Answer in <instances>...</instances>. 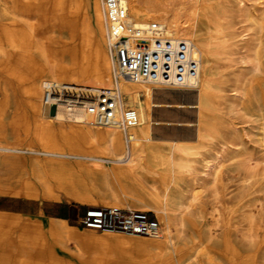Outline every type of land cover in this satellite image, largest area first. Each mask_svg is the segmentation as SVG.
Returning <instances> with one entry per match:
<instances>
[{
  "label": "bare ground",
  "instance_id": "1",
  "mask_svg": "<svg viewBox=\"0 0 264 264\" xmlns=\"http://www.w3.org/2000/svg\"><path fill=\"white\" fill-rule=\"evenodd\" d=\"M121 1L131 28L156 22L188 40L196 74L174 86L114 80L101 0H0V196L93 206L96 194L132 211L113 187H134L135 210L160 224L149 228L155 259L81 248L141 238L129 231L0 209V264H264V0ZM114 86L134 111L125 132L87 109ZM188 109L192 121L178 116Z\"/></svg>",
  "mask_w": 264,
  "mask_h": 264
},
{
  "label": "built area",
  "instance_id": "2",
  "mask_svg": "<svg viewBox=\"0 0 264 264\" xmlns=\"http://www.w3.org/2000/svg\"><path fill=\"white\" fill-rule=\"evenodd\" d=\"M101 7L114 80L123 75L131 81L174 86L196 74L199 60L189 55L191 44L188 40L167 34L156 22L148 23L144 28H131L121 0H101ZM87 109L93 115L95 125H111L122 132L135 125L134 111L124 106L116 86L100 92ZM135 217L133 213L126 214L109 207H87L78 215L77 221L93 230L131 231Z\"/></svg>",
  "mask_w": 264,
  "mask_h": 264
},
{
  "label": "rangeland",
  "instance_id": "3",
  "mask_svg": "<svg viewBox=\"0 0 264 264\" xmlns=\"http://www.w3.org/2000/svg\"><path fill=\"white\" fill-rule=\"evenodd\" d=\"M59 44L62 46L63 41L60 40ZM192 111L193 109H188L185 111L181 110L178 113V116L181 117L182 119L192 121L194 119V114ZM238 120L239 119H236V123L240 122L239 125H242V122L244 120L242 119H240L239 121ZM244 125L245 124H243V126ZM105 165L112 166L109 162H106V161H105ZM142 181L144 185L146 186L148 183H154V185H158L157 181L155 180L152 181L146 174H143ZM100 189L103 191L105 190L104 188H100ZM128 190L130 191L133 190V191L130 192V194H128L129 197H124L119 191V188L117 186L113 187V191L115 192V195L122 202L127 203L133 210L128 211L126 208H121V207H118L115 209H119L120 211L126 214L133 213L136 215L135 226L133 230L129 232L133 233L134 235H139L141 238H133L132 236L126 235V232H123V231L121 232L125 233V235H121V236L108 235L104 237H97L91 240L86 246L84 245L81 247L85 253L87 254L90 252L108 253V254H111L113 257H115V259L124 260V261H128V260L130 261V260H134L140 257H145L151 260L155 259V252L148 246L149 240L153 236V233L150 232L149 227L152 223H158L159 229H160L159 221L153 212L136 211L135 209L137 207H135L136 205L135 199L142 198L139 195L142 192L134 187H131V188L129 187ZM93 196L95 197V203L93 204V206L83 205V204H78V203L76 204L73 202L66 203L65 201L54 202V201H48V200L45 201L42 199L28 200L25 198H13L9 196H0V200H1L0 204L10 209H21L22 211L27 210L28 212H25V213L35 215L41 209L40 207L44 208L48 204L57 203L60 206H66L67 209L69 210L67 224L77 227L79 229H83L84 227L78 223L77 217L84 211V209H86L87 207H109V206H106V204L101 200L99 196H97L96 194H93ZM4 201H7V202L4 203ZM24 204H28V207L25 206ZM63 210L64 209L60 208L59 214H61ZM97 231L99 232H97L96 234L99 236L101 234L100 232L101 230H97ZM17 233H18V230H14V232L11 234V239H15L17 236ZM133 239H137V240H133ZM68 247L73 249L74 244L72 242H69ZM49 248L54 249L57 255L63 256L66 259H71L70 256H68L67 254H62L61 251H59L55 246L51 245L49 246ZM0 255H3L2 251H0Z\"/></svg>",
  "mask_w": 264,
  "mask_h": 264
},
{
  "label": "crops",
  "instance_id": "4",
  "mask_svg": "<svg viewBox=\"0 0 264 264\" xmlns=\"http://www.w3.org/2000/svg\"><path fill=\"white\" fill-rule=\"evenodd\" d=\"M7 201H4V203H6ZM62 202V201H60ZM66 202V201H65ZM0 203H1V200H0ZM68 203V202H66ZM25 206L28 207V204H24ZM2 208V210H11L10 212H18V213H21V214H26V215H29L31 217H38L39 216V212L41 211L42 214L46 217H56V218H62L64 219L66 222H67V219H68V215H69V210L67 209L66 206H60L59 204L57 203H51V204H48L47 206H45L44 208L43 207H40L41 209L35 214V215H31V214H27L25 212H28L27 210H21V209H10V208H7V207H4L3 205L0 204V209ZM60 208L64 209L61 214L60 213ZM44 209V210H43ZM46 209V210H45ZM47 211V212H45ZM24 212V213H23Z\"/></svg>",
  "mask_w": 264,
  "mask_h": 264
}]
</instances>
